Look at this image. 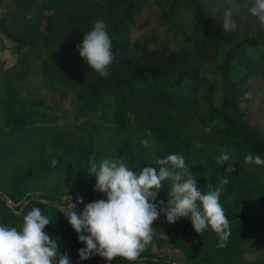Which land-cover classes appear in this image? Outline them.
Here are the masks:
<instances>
[{"label": "trees", "instance_id": "1", "mask_svg": "<svg viewBox=\"0 0 264 264\" xmlns=\"http://www.w3.org/2000/svg\"><path fill=\"white\" fill-rule=\"evenodd\" d=\"M99 1L106 16L118 15L109 31L115 59L105 77L75 47L92 25L84 24L77 0H40L39 19L24 18L22 27L17 10L8 22L0 18V51L14 56L8 69L0 62V223L19 228L23 215L38 207L51 221L44 231L73 264H105L98 255L79 260L84 245L61 213V199L79 197L74 204L83 208L104 198L93 191L89 157L138 170L157 168L158 159L176 153L201 191L228 178L220 195L229 220L225 246H217L211 229L196 233L186 217L170 224L160 215L137 260L115 257L111 264H264V166L244 160L249 152L264 158V128L249 124L250 84L259 81L264 89V53L251 55L264 43V30L244 23L224 32L219 16L211 17L212 0H142L158 7L169 32L176 29L173 51H147L145 37L130 40L124 20L138 12V2ZM23 27L28 37L21 36ZM40 34L41 49L34 45ZM60 119L68 124L59 126ZM225 153L230 173L216 163ZM171 183L162 182L157 200L170 198ZM164 244L182 254L181 263L153 251ZM259 245L256 258L247 260Z\"/></svg>", "mask_w": 264, "mask_h": 264}, {"label": "clouds", "instance_id": "2", "mask_svg": "<svg viewBox=\"0 0 264 264\" xmlns=\"http://www.w3.org/2000/svg\"><path fill=\"white\" fill-rule=\"evenodd\" d=\"M210 10L211 17L219 16L224 32L235 31L244 23L264 30V0H212ZM75 47L88 68L100 77L107 76L115 55L104 20H94ZM228 159L225 153L216 157V163L227 165L224 162ZM244 160L264 166L259 154L246 153ZM57 163L52 158L50 166ZM156 163L157 168L134 170L117 159L97 161L89 157L86 171L95 177L93 191L104 194V198L85 203L81 210L64 208L61 212L84 245L77 249L80 261L98 255L105 264H111L115 257L135 262L152 241V222L160 215L170 224L186 217L196 233L211 229L218 236L217 246H225L229 220L220 195L228 178L219 177L215 187L209 185L207 191H201L182 155L169 153ZM231 168L227 165L225 171L230 173ZM165 180L172 182L170 198L157 200ZM50 223L35 206L23 215L19 228L0 223V264H73L67 251L58 250L59 240L44 231Z\"/></svg>", "mask_w": 264, "mask_h": 264}, {"label": "rangeland", "instance_id": "3", "mask_svg": "<svg viewBox=\"0 0 264 264\" xmlns=\"http://www.w3.org/2000/svg\"><path fill=\"white\" fill-rule=\"evenodd\" d=\"M138 2L139 10L134 13L131 18H124L125 22L129 28V38L131 41L137 38H146V48L148 50H157L160 51L163 48L173 51L176 47L175 42L172 38L173 31H168V26L165 24L163 17L156 5H153L152 1H147L142 3V0H135ZM15 4H12L11 0H3L0 3V18H3L6 22L10 21L11 14L14 10H17L19 20L16 22L18 25L23 26V19H29L31 21H37L40 17V0H14ZM19 4V5H17ZM77 4L80 6L81 12L78 13L80 16L85 18L84 24H88L97 19H102L108 25V31L115 26L116 21L118 20V15L115 16H106L103 10L104 4L99 0H77ZM177 22L179 19L174 18ZM42 25H37L34 28V31L40 32ZM65 27V25H64ZM24 32L28 30L26 27ZM31 34L24 33L21 36L28 37ZM43 40V35L40 34L36 37L34 45L37 48L41 49V43ZM52 50H49L51 53ZM264 53V43H262L257 49L252 51V56H258ZM43 54V53H42ZM4 62L3 69L10 68L14 63V56L7 51H0V62ZM203 73L208 76L210 80H214L216 77L214 73L211 72V69L204 68ZM250 109L254 111V114L249 120L250 125H257L264 128V89L261 87L259 81H253L250 84ZM59 126L68 124L67 121L59 120L57 123ZM207 130L201 129V132H206ZM78 202L77 198H62L60 201V206L68 208L70 210H81L82 208H77L74 203ZM153 227V225H152ZM263 249L262 245H259L256 251L248 252L245 254L247 260H254L256 258L257 252ZM161 255L166 256L173 262L181 263L183 256L179 251L174 250L170 245L164 244L160 250H153Z\"/></svg>", "mask_w": 264, "mask_h": 264}]
</instances>
